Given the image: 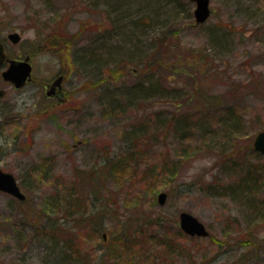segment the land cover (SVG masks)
<instances>
[{"label": "rangeland", "instance_id": "374dc122", "mask_svg": "<svg viewBox=\"0 0 264 264\" xmlns=\"http://www.w3.org/2000/svg\"><path fill=\"white\" fill-rule=\"evenodd\" d=\"M210 8L198 24L193 0H0L36 80L0 71V168L27 196L0 191V264H264V0ZM59 74L65 102L41 87Z\"/></svg>", "mask_w": 264, "mask_h": 264}, {"label": "water", "instance_id": "95a60500", "mask_svg": "<svg viewBox=\"0 0 264 264\" xmlns=\"http://www.w3.org/2000/svg\"><path fill=\"white\" fill-rule=\"evenodd\" d=\"M196 2V9L194 15L197 23H204L211 15L210 0H193ZM10 37L14 42L20 39L19 33H11ZM5 54L3 49V44L0 42V65L4 60ZM32 66L28 60L16 61L11 60L10 67L3 72V77L16 84V86H21L26 81L27 77L31 75ZM62 77H58L50 86L48 94L55 92V89L61 87L59 84ZM4 94V90L0 89V96ZM253 148L264 154V129L256 134ZM0 190L10 193L21 200L26 198L25 193L21 190L15 175L11 172L4 171L0 168ZM167 193L161 192L158 195L159 202L163 204L166 201ZM180 226L181 228L190 235H200L207 236L209 231L206 225L196 216L189 212H182L180 216Z\"/></svg>", "mask_w": 264, "mask_h": 264}, {"label": "flooded vegetation", "instance_id": "af4514ba", "mask_svg": "<svg viewBox=\"0 0 264 264\" xmlns=\"http://www.w3.org/2000/svg\"><path fill=\"white\" fill-rule=\"evenodd\" d=\"M11 33H16L15 31L14 32H9L8 33V36H7V39H9L8 41H13L12 38L10 37V34ZM8 41L6 42V39H0V42L3 44V48H4V52H5V57H4V60L2 62V65L0 67V71H1V75H2V78L4 80V84L6 86H10L11 88L15 89V90H21V89H24L26 88L28 85L32 84V83H35V77L33 75L34 73V67H33V64H32V55H25V56H21V55H13L10 50H9V43ZM14 42V41H13ZM15 44L17 42H14ZM11 60H16V61H23V60H28L30 62V64L32 65V72H31V75H29L26 79V81L23 83V85L21 86H16L15 83L9 81V80H6L4 79L3 77V71L7 70L10 65H11ZM62 77L61 79V82H60V86L61 87H58L55 89V92L52 93V94H48V86L50 87V85L52 84V82H54L56 80L57 77ZM65 76L64 74H59L57 75L52 81L50 82H46L45 84H42L41 87L43 88V91H46V96L47 98L49 99H58L59 102H65L67 100L66 98V90L64 89V80H65ZM40 87V89H41ZM1 89H4L3 87H0ZM5 90V94L2 96L4 97L6 94H7V89H4ZM38 93V92H37ZM39 94L36 95V100H38L39 98L37 97ZM1 98V97H0Z\"/></svg>", "mask_w": 264, "mask_h": 264}, {"label": "trees", "instance_id": "16d2710c", "mask_svg": "<svg viewBox=\"0 0 264 264\" xmlns=\"http://www.w3.org/2000/svg\"><path fill=\"white\" fill-rule=\"evenodd\" d=\"M146 224H148V222ZM132 228H133V222H132V226L129 229H132ZM123 229H124V232H123V234H122V236L120 238V244H122V246L127 249L129 247V243L132 244L133 241H131L130 238L126 236V232H125L126 230H125V227L124 226H123L122 230ZM167 244H169L170 246H172L169 241H168Z\"/></svg>", "mask_w": 264, "mask_h": 264}]
</instances>
